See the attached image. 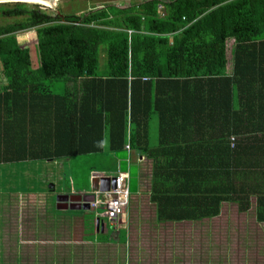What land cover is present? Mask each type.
<instances>
[{
  "label": "trees",
  "instance_id": "obj_1",
  "mask_svg": "<svg viewBox=\"0 0 264 264\" xmlns=\"http://www.w3.org/2000/svg\"><path fill=\"white\" fill-rule=\"evenodd\" d=\"M0 14L17 19L0 25V164L102 152L105 135L110 153L128 146L151 161L159 219L216 216L230 201L245 212L255 195L264 220V163L253 160V133L264 139V0H145L80 15L17 2ZM31 30L36 69L17 38ZM52 82H64L61 95Z\"/></svg>",
  "mask_w": 264,
  "mask_h": 264
},
{
  "label": "crops",
  "instance_id": "obj_2",
  "mask_svg": "<svg viewBox=\"0 0 264 264\" xmlns=\"http://www.w3.org/2000/svg\"><path fill=\"white\" fill-rule=\"evenodd\" d=\"M34 65V69L40 66L39 56ZM81 82L82 79L74 82L76 98L83 96ZM240 122L245 125L243 119ZM188 124L196 128L193 121ZM251 125L254 127L252 121ZM157 129L158 122L153 120L149 127L152 144L157 140ZM253 134L259 138L254 140V146L262 151L254 154L253 160L264 163L263 133ZM103 146L102 152L86 155L109 154L117 159L116 172L112 169L106 176L120 172L131 177L128 170H122V160L126 168L131 169L132 160L136 167L138 184L129 183L135 195L129 191L125 219L109 223L99 212L78 207L77 197H90L100 182L89 179L83 195L84 190L63 187V170L58 176L48 173V183L61 184L57 191L55 184L46 189L37 185L30 179L33 175L23 170L6 171L0 174L11 178L0 179V264H264V220L256 217L255 195L254 203L249 201L250 208L242 216L237 212L235 216H222L219 212L216 216L159 219L149 195L151 168L147 177L144 170V163L149 161L151 167V161L125 147L119 153H110L105 135ZM145 182L149 186L145 193L148 200L137 202ZM259 183L264 187V182ZM229 203L235 204L230 201L220 206ZM148 207L150 215L145 211ZM250 209H254L253 216H246Z\"/></svg>",
  "mask_w": 264,
  "mask_h": 264
},
{
  "label": "rangeland",
  "instance_id": "obj_3",
  "mask_svg": "<svg viewBox=\"0 0 264 264\" xmlns=\"http://www.w3.org/2000/svg\"><path fill=\"white\" fill-rule=\"evenodd\" d=\"M145 0H58L55 3V8H49L40 5V10L53 14L58 11L63 14L70 15H80L82 13H86L92 8H99L103 5H117L119 7H127L130 3L142 2ZM30 6V5H29ZM17 19L15 18H5L0 14V25H5L9 23H13ZM18 43L21 48H27L30 52V60H31V68H35V62H37V58L39 56L37 39L34 30L21 32L17 34ZM232 47V43H227L228 49V58L231 55L230 49ZM99 71L102 72L106 68V46L102 45L99 47ZM4 83V78L1 72L0 66V84ZM64 82H52L50 83V90L53 93L60 94L64 88ZM124 154H121V157H124ZM113 157L112 155H80L75 157H69L66 159H60L56 161H43V160H28L24 162L18 163H9V164H0V174L6 173V171H16L23 170L27 173L33 175L31 180H33L37 185L43 186L44 189L50 188L55 184L56 191L60 187L59 181L56 183H48V173L53 176L60 175V172L63 170V187H74L78 191H83V195L86 194L85 190L88 188L89 179L94 180L96 184L99 183L98 175H108L111 173L113 169ZM122 170H128L131 177H129L130 185L138 184V175L136 173V167L134 161H131V169L126 168L125 160L121 162ZM150 162L147 161L144 163L145 177H147L148 171H150ZM113 173V172H112ZM0 179H11V178H2ZM19 184H21L20 180H16ZM128 183V185H129ZM24 184V183H23ZM27 182L24 184L27 187ZM145 186L142 188L141 198L137 200V202H146L148 197L146 198L145 193L149 190L148 183L145 182ZM130 194L134 196L135 194L129 189ZM150 192V191H149ZM150 195V194H149ZM254 197H250V202L254 203ZM232 202V201H231ZM234 203V202H232ZM221 208V206H220ZM219 208V212L222 216H235L237 212V216H242L243 211L240 210L237 203L235 204H225L222 205V208ZM250 206L248 207V209ZM146 213L150 215V208L145 209ZM254 209H250V212L246 216H253ZM219 214V213H218ZM163 238H166L165 232H162Z\"/></svg>",
  "mask_w": 264,
  "mask_h": 264
},
{
  "label": "built area",
  "instance_id": "obj_4",
  "mask_svg": "<svg viewBox=\"0 0 264 264\" xmlns=\"http://www.w3.org/2000/svg\"><path fill=\"white\" fill-rule=\"evenodd\" d=\"M161 10L162 7L159 6ZM128 35L132 31H127ZM147 81V78H143ZM235 138H230V146L233 147ZM128 150L129 147L125 146ZM100 186L98 190L92 192L91 200L81 199L78 204L81 207H87L90 210L99 212L109 223L116 222L119 218L125 219L127 207L129 204V177L125 173L117 172L112 176L98 175ZM101 188H106L101 190Z\"/></svg>",
  "mask_w": 264,
  "mask_h": 264
},
{
  "label": "water",
  "instance_id": "obj_5",
  "mask_svg": "<svg viewBox=\"0 0 264 264\" xmlns=\"http://www.w3.org/2000/svg\"><path fill=\"white\" fill-rule=\"evenodd\" d=\"M29 1H39L41 6L45 5V6H48L49 8H55V3L58 0H0V4L1 3H17V2H19V3H27ZM104 189H106V188H101V190H104ZM67 198H65V199H67ZM86 208H88V206Z\"/></svg>",
  "mask_w": 264,
  "mask_h": 264
},
{
  "label": "clouds",
  "instance_id": "obj_6",
  "mask_svg": "<svg viewBox=\"0 0 264 264\" xmlns=\"http://www.w3.org/2000/svg\"><path fill=\"white\" fill-rule=\"evenodd\" d=\"M229 142H230V140H229ZM98 189H100V188H98ZM78 198H79V199L76 201L77 204H78V202H79L81 199H84V200H91V199H92V193H91V196L88 197V198H81V197H78ZM78 205H79V204H78ZM78 207L81 208L80 205H79ZM82 208L90 210L89 208H86V207H82Z\"/></svg>",
  "mask_w": 264,
  "mask_h": 264
},
{
  "label": "bare ground",
  "instance_id": "obj_7",
  "mask_svg": "<svg viewBox=\"0 0 264 264\" xmlns=\"http://www.w3.org/2000/svg\"><path fill=\"white\" fill-rule=\"evenodd\" d=\"M27 3L28 4H38V5H41L39 1H29ZM42 6H45V5H42ZM45 7H48V6H45Z\"/></svg>",
  "mask_w": 264,
  "mask_h": 264
}]
</instances>
